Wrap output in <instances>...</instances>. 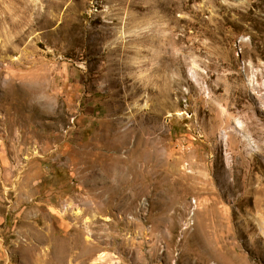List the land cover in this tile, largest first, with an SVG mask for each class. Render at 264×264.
I'll return each mask as SVG.
<instances>
[{
    "label": "rangeland",
    "instance_id": "rangeland-1",
    "mask_svg": "<svg viewBox=\"0 0 264 264\" xmlns=\"http://www.w3.org/2000/svg\"><path fill=\"white\" fill-rule=\"evenodd\" d=\"M264 264V0H0V264Z\"/></svg>",
    "mask_w": 264,
    "mask_h": 264
},
{
    "label": "bare ground",
    "instance_id": "bare-ground-1",
    "mask_svg": "<svg viewBox=\"0 0 264 264\" xmlns=\"http://www.w3.org/2000/svg\"><path fill=\"white\" fill-rule=\"evenodd\" d=\"M56 256H57V259L58 261L60 262V264L63 262V251L61 250L59 253L56 252Z\"/></svg>",
    "mask_w": 264,
    "mask_h": 264
}]
</instances>
